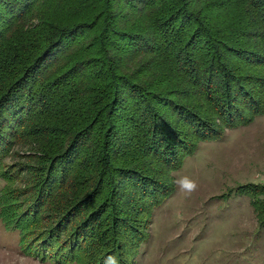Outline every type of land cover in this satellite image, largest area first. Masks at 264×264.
I'll list each match as a JSON object with an SVG mask.
<instances>
[{
	"label": "trees",
	"instance_id": "1",
	"mask_svg": "<svg viewBox=\"0 0 264 264\" xmlns=\"http://www.w3.org/2000/svg\"><path fill=\"white\" fill-rule=\"evenodd\" d=\"M250 3L264 13V0ZM180 4L178 0H0V179L5 184L0 191V221L20 236L26 254L59 264H106L109 256L119 264H135L149 239L146 224L175 192L174 176L169 181L164 176L181 170L199 142L221 139V124L249 125L264 115V89L257 91V97L248 89L254 80L247 69L232 67L228 61L213 65V72L208 67L205 75L200 70L201 63L193 59L196 45L186 42L187 28L198 19L181 8L176 12ZM129 15L149 21L123 23ZM145 31L151 36L143 35ZM200 32L195 40L207 38ZM218 42V48L209 47L202 59L213 60L222 48L229 49ZM259 42L264 46V41H253ZM232 47L228 50L232 56L264 65L262 51ZM142 51L155 56L151 64L155 61L156 73L172 67V61L178 64L190 77L184 76L187 81L204 84L200 93L210 101L217 98L212 91L216 88L219 117L203 114L183 100L184 90L176 95L155 91L140 82L141 77L127 73L132 67L118 66L122 54ZM48 123L59 126L49 129ZM33 124L38 127L32 128ZM188 126L193 134L180 129ZM29 128L38 136L47 163L29 177L33 183L24 190L14 187L22 170L9 167L6 160ZM90 141L93 146L88 147ZM94 147L99 149L94 156L100 161L96 172L103 189L81 186L59 198L70 175L84 162L82 154L90 157ZM123 150L126 156L138 150L139 159L121 158ZM152 156L158 157L157 166L152 160L142 163ZM238 191L250 199L264 226V187ZM141 211L144 217L135 216Z\"/></svg>",
	"mask_w": 264,
	"mask_h": 264
},
{
	"label": "rangeland",
	"instance_id": "2",
	"mask_svg": "<svg viewBox=\"0 0 264 264\" xmlns=\"http://www.w3.org/2000/svg\"><path fill=\"white\" fill-rule=\"evenodd\" d=\"M179 1L184 5L177 6L176 12L181 8L198 19L196 24L191 22V26L187 28L186 34H190V36L186 42L196 45V50L192 51L194 56L192 58L201 63L200 70L205 72L204 75L207 73L208 67L213 72V65L230 61L229 64H232V67L247 69L245 73L248 76L251 75L250 77H253L254 80L248 89L251 92H256L255 97L259 96L257 91L264 89V65L262 63L255 65L256 63L251 62L252 59L249 61L248 58L232 56V52L228 50L230 47L233 48L232 46L240 45L253 50L258 49L264 53V46L259 45L261 42L258 45L253 43L257 40L264 41V35L259 32L260 30L264 31V13L259 14L256 11L258 9L255 10V6L250 3V0ZM116 7H120V5H116ZM178 15L179 13L176 14V16ZM192 19L194 18L192 17ZM257 19L259 23L256 22ZM181 20L182 17L179 21ZM135 21L145 24L149 19L145 16L138 18L137 15H129L122 22L132 25ZM198 31H201V34L199 33L201 36L206 35L207 38L201 37L195 40ZM143 35L151 36L148 31H145ZM88 38L92 40L94 36ZM87 39L82 40L86 42ZM217 41H219L218 43L224 42L229 49L222 48L218 57H212L213 60L202 59L209 53L212 46L218 48ZM122 55L123 59L118 66L120 68L132 67L127 73L141 77L140 82L155 91H171L174 95L180 93V90H184L185 94L181 97L183 100L188 101L203 114L219 117L217 112L220 93L216 88H213L212 91L217 98L210 101L206 95L200 93L204 84L199 87L195 86L191 79L187 81V78L184 77L188 76L187 73L173 61L172 67L165 66L164 69H160L156 73L158 70L154 64L155 61L151 64L155 56L151 55V52L142 51L139 54ZM189 57H191L190 54ZM216 58L221 62L215 61ZM181 65L184 67L187 63ZM179 69L183 74L179 72ZM188 78L190 77L188 76ZM209 78L210 76H208V81H211ZM206 79L205 76L204 83ZM167 112L173 115L170 109H167ZM246 112L248 113L249 110ZM176 120L179 119L176 118ZM181 123V125L184 124L183 121ZM45 126L50 129L52 126L59 125L48 123ZM35 127H38V124H33L32 128ZM218 127H222L224 130L221 139L199 142L197 150L185 159L181 170L174 174L168 172L164 176L163 180L165 181H169L173 176L174 181L181 176H188L197 182L198 188L191 196H188L180 192L174 183L175 192L155 210L149 226L148 223L146 224L149 239L143 244L135 264H264L262 219L250 199L238 191L239 188L252 191L264 187V115L257 117L249 125L227 127L221 124ZM109 129L107 127L105 131ZM180 129L193 134V129L189 126L184 130L182 127ZM51 131L55 132V129L52 128ZM31 132L30 128L26 129L27 134L21 136L20 141L13 146L9 158L6 160L9 167L22 170L21 176L14 182V187L17 189H27L33 183L29 177L47 163L43 154L45 150H42L41 146L39 147L37 144L38 136H33ZM136 133V135L139 134L138 131ZM59 143L63 142L60 140ZM49 146L50 144L47 143L46 147ZM91 146H93L92 142L88 147ZM95 148L90 157L88 154H82L84 162L81 163L78 171H73L70 175L69 180L61 189L63 193L59 198H62L63 195L65 197L72 195L81 186H83L82 189L87 186H89L88 188L93 187V189L103 187L98 181L99 177L96 172V163L100 161L94 156L99 151L98 148ZM137 151L128 153L126 156V152L123 150L119 156L121 158L128 157L127 161H130L129 159L134 161L138 158ZM157 159L158 157L152 156L142 160V163L145 164L148 160H152L157 166L159 164ZM154 168L156 167L154 166ZM87 177L88 180L85 181ZM116 180L118 181L117 178ZM4 185V181L0 179V191ZM102 189L98 195L103 191ZM55 203L56 200L52 202L49 209ZM130 211L132 215L135 213L133 207L130 208ZM135 216L142 217L143 211ZM140 222L142 223L141 220ZM109 231L110 229L106 230V234L107 238L111 239L112 235ZM19 240L20 236L7 231L0 221V264H59L55 259L44 260L34 254H26L22 251Z\"/></svg>",
	"mask_w": 264,
	"mask_h": 264
},
{
	"label": "clouds",
	"instance_id": "3",
	"mask_svg": "<svg viewBox=\"0 0 264 264\" xmlns=\"http://www.w3.org/2000/svg\"><path fill=\"white\" fill-rule=\"evenodd\" d=\"M178 190L191 196L198 188V184L195 180L188 176H181L179 179L175 180ZM106 264H119V260L115 256H109L106 260Z\"/></svg>",
	"mask_w": 264,
	"mask_h": 264
}]
</instances>
